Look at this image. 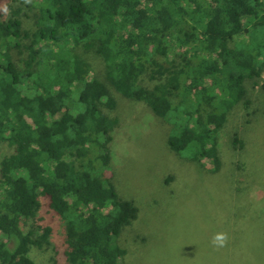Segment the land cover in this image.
I'll list each match as a JSON object with an SVG mask.
<instances>
[{"label":"trees","instance_id":"1","mask_svg":"<svg viewBox=\"0 0 264 264\" xmlns=\"http://www.w3.org/2000/svg\"><path fill=\"white\" fill-rule=\"evenodd\" d=\"M120 99L207 175L227 169L228 137L242 190L243 125L264 116V0H1L0 264H134L132 242H150L111 174Z\"/></svg>","mask_w":264,"mask_h":264},{"label":"rangeland","instance_id":"2","mask_svg":"<svg viewBox=\"0 0 264 264\" xmlns=\"http://www.w3.org/2000/svg\"><path fill=\"white\" fill-rule=\"evenodd\" d=\"M120 106L111 174L120 192L141 208L135 227L151 237L148 244L131 241L133 263L264 264V116L257 113L251 124L243 125L255 162L238 191L237 155L228 137L227 169L207 175L200 164L169 149L166 125L145 104L120 99ZM243 114L232 117L229 130L241 125ZM48 219L44 223L62 232V223ZM219 232L228 234V243L217 249L211 240ZM36 258L45 264L41 256Z\"/></svg>","mask_w":264,"mask_h":264},{"label":"clouds","instance_id":"3","mask_svg":"<svg viewBox=\"0 0 264 264\" xmlns=\"http://www.w3.org/2000/svg\"><path fill=\"white\" fill-rule=\"evenodd\" d=\"M228 243V234L226 232L216 233L211 240L213 247L219 249L227 246Z\"/></svg>","mask_w":264,"mask_h":264}]
</instances>
